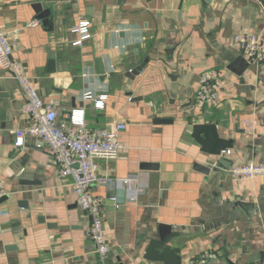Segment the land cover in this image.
Segmentation results:
<instances>
[{
  "label": "crops",
  "instance_id": "0c3cea01",
  "mask_svg": "<svg viewBox=\"0 0 264 264\" xmlns=\"http://www.w3.org/2000/svg\"><path fill=\"white\" fill-rule=\"evenodd\" d=\"M36 5L52 10L49 26H30ZM82 20L92 37L73 46ZM0 29L58 125L76 132L67 119L74 111H84L90 132L127 125L118 159L98 161L101 176L123 181L92 189L104 201L103 263L91 217L48 146L28 136L15 145L14 131L31 121L19 82L0 70L1 207L9 213L0 219V264H192L203 253L212 255L203 264H264V178L229 173L264 164V65L234 43L237 34L264 38L259 1L0 0ZM210 70L223 73L221 103L198 108V81ZM88 92L107 95L103 109ZM245 121L257 122L255 134Z\"/></svg>",
  "mask_w": 264,
  "mask_h": 264
},
{
  "label": "built area",
  "instance_id": "2783aa9c",
  "mask_svg": "<svg viewBox=\"0 0 264 264\" xmlns=\"http://www.w3.org/2000/svg\"><path fill=\"white\" fill-rule=\"evenodd\" d=\"M39 23V20H35L30 23V26H36ZM90 26V21L82 20L71 30L72 34L77 35L73 46H81L92 37ZM234 43L249 60L264 65V38L261 34H237L234 37ZM12 54L13 47L9 37L3 29H0V70L12 72L19 82L24 97L22 112L31 121L28 127L14 131L15 145L22 147L25 137L28 136L37 138L48 146L58 166L59 174L61 177L72 180L80 208L91 217L90 237L96 246L100 261L104 263L110 252L103 219L104 201L103 198L95 195L92 189L95 186L115 189L117 184L123 181L101 176L98 161L118 159L124 149L121 135L127 125L115 122L110 127L90 132L84 127V111H74L67 115V119L79 127L76 132L65 129L63 124L58 125L55 107L43 100L22 65L11 58ZM225 86L226 82L221 71L210 70L203 73L198 81L194 105L198 108L218 107L221 103V92ZM85 98L91 100L94 97L91 92H88ZM94 100L95 107L103 109L107 95ZM245 125L249 134L256 133V121H245ZM230 154L231 150L222 151L223 156ZM229 173L237 181L264 178V164L248 163L233 166L229 169ZM124 181L127 182L129 179ZM5 194L4 183L0 176V219L9 214L1 207ZM2 231L0 224V235ZM211 256L210 253H203L197 261L191 263L209 262L212 259Z\"/></svg>",
  "mask_w": 264,
  "mask_h": 264
},
{
  "label": "water",
  "instance_id": "95a60500",
  "mask_svg": "<svg viewBox=\"0 0 264 264\" xmlns=\"http://www.w3.org/2000/svg\"><path fill=\"white\" fill-rule=\"evenodd\" d=\"M147 1H151V0H147ZM207 2H211L212 0H206ZM259 1L263 6H264V0H257ZM36 12L38 13V20L41 21L43 24H45L46 26L50 25V21H48V18L51 16L52 10L51 9H43L41 5H36L35 6ZM13 59V57H11ZM96 65H97V73L98 74H104L105 73V69L103 67V61L101 58H98L96 60ZM48 72H54L56 70V63H55V58H54V54H51V60L49 61V65L47 68ZM220 164H223L224 161H219ZM146 168V167H145ZM209 170V169H207ZM161 232H170L171 231V227L169 225H161L160 227Z\"/></svg>",
  "mask_w": 264,
  "mask_h": 264
}]
</instances>
